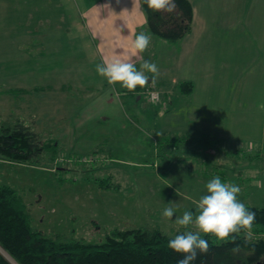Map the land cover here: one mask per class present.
I'll list each match as a JSON object with an SVG mask.
<instances>
[{
	"label": "rangeland",
	"instance_id": "obj_1",
	"mask_svg": "<svg viewBox=\"0 0 264 264\" xmlns=\"http://www.w3.org/2000/svg\"><path fill=\"white\" fill-rule=\"evenodd\" d=\"M125 13L128 0H0V132L21 124L40 144L58 145L24 164L0 156V185L23 199L34 230L61 242L101 244L115 230L196 231L175 218L195 214L217 176L241 188L247 207L264 208V107L254 129L245 115L236 139L192 140L185 108L174 112L170 102L175 52L153 37L133 56ZM113 57L138 70L155 62L165 87L151 73L134 91L110 85L96 65ZM169 202L172 219L162 215Z\"/></svg>",
	"mask_w": 264,
	"mask_h": 264
},
{
	"label": "crops",
	"instance_id": "obj_2",
	"mask_svg": "<svg viewBox=\"0 0 264 264\" xmlns=\"http://www.w3.org/2000/svg\"><path fill=\"white\" fill-rule=\"evenodd\" d=\"M189 1L192 33L178 48L167 45L175 58L168 67L171 73L163 68L168 72L162 75L175 83H193L194 91L185 95L174 85L178 93L171 97L172 109L178 113L185 108L192 140L236 139L243 133L245 115L252 116L254 129L264 107V0ZM128 11V30L122 36L131 43L137 29L146 30L147 18L141 0H128ZM158 43L155 39L153 44ZM156 85L165 87L160 81Z\"/></svg>",
	"mask_w": 264,
	"mask_h": 264
},
{
	"label": "trees",
	"instance_id": "obj_3",
	"mask_svg": "<svg viewBox=\"0 0 264 264\" xmlns=\"http://www.w3.org/2000/svg\"><path fill=\"white\" fill-rule=\"evenodd\" d=\"M175 4L176 10L172 13L156 12L141 0L147 17L145 32L171 48H178L192 33L194 22V8L189 0H175ZM178 87L185 95L194 91L190 82L180 83ZM57 147L54 142L40 144L38 135L21 124L0 132V156L9 162L38 161L41 152ZM248 209L256 214L250 230H242L227 240L201 234L209 243V251L198 254L192 264H258L264 261V238L261 237L264 208ZM248 232H252L254 238H249ZM174 237L157 229H132L115 230L101 244L84 240L57 241L34 230L23 199L13 188L0 185V247L16 264H178L183 254L168 247L169 240ZM236 247L240 251L233 253ZM0 264H12L1 251Z\"/></svg>",
	"mask_w": 264,
	"mask_h": 264
},
{
	"label": "clouds",
	"instance_id": "obj_4",
	"mask_svg": "<svg viewBox=\"0 0 264 264\" xmlns=\"http://www.w3.org/2000/svg\"><path fill=\"white\" fill-rule=\"evenodd\" d=\"M119 3V0H117ZM148 8L156 12L172 13L176 10L175 0H144ZM152 36L149 32L141 31L131 41V54L137 56L144 53L150 46ZM96 72L105 78L110 85L120 84L123 88L134 91L137 86L143 88L149 84L151 73L152 83L159 75V68L155 62L145 61L138 70L130 59L113 57L105 59L103 63L96 65ZM155 101L158 93H149ZM207 194L201 196L196 202L195 214L186 210L182 215L176 216L175 225L188 229L193 226L196 231H185L178 234L168 242V247L176 253L183 254L178 264H192L200 253L209 251V243L202 237L214 235L219 240H227L231 235L238 234L242 230H250L253 226L256 214L238 200L241 188L238 185L222 182L219 176L211 179L206 185ZM169 202L163 209L162 215L172 219L176 209ZM233 253L240 251L239 247L232 249Z\"/></svg>",
	"mask_w": 264,
	"mask_h": 264
},
{
	"label": "water",
	"instance_id": "obj_5",
	"mask_svg": "<svg viewBox=\"0 0 264 264\" xmlns=\"http://www.w3.org/2000/svg\"><path fill=\"white\" fill-rule=\"evenodd\" d=\"M0 251H1V253H3L1 249H0ZM3 254L7 257V259H9V261H11L12 264L15 263V261L7 253H3Z\"/></svg>",
	"mask_w": 264,
	"mask_h": 264
},
{
	"label": "flooded vegetation",
	"instance_id": "obj_6",
	"mask_svg": "<svg viewBox=\"0 0 264 264\" xmlns=\"http://www.w3.org/2000/svg\"><path fill=\"white\" fill-rule=\"evenodd\" d=\"M258 264H264V261H262V262H260V263H258Z\"/></svg>",
	"mask_w": 264,
	"mask_h": 264
},
{
	"label": "bare ground",
	"instance_id": "obj_7",
	"mask_svg": "<svg viewBox=\"0 0 264 264\" xmlns=\"http://www.w3.org/2000/svg\"><path fill=\"white\" fill-rule=\"evenodd\" d=\"M0 249H1V247H0ZM1 250H2L3 253H5L3 249H1Z\"/></svg>",
	"mask_w": 264,
	"mask_h": 264
},
{
	"label": "built area",
	"instance_id": "obj_8",
	"mask_svg": "<svg viewBox=\"0 0 264 264\" xmlns=\"http://www.w3.org/2000/svg\"><path fill=\"white\" fill-rule=\"evenodd\" d=\"M261 237L264 238V234Z\"/></svg>",
	"mask_w": 264,
	"mask_h": 264
}]
</instances>
